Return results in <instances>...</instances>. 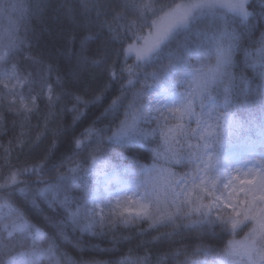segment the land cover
<instances>
[{
	"label": "snow or ice",
	"instance_id": "obj_1",
	"mask_svg": "<svg viewBox=\"0 0 264 264\" xmlns=\"http://www.w3.org/2000/svg\"><path fill=\"white\" fill-rule=\"evenodd\" d=\"M48 6L45 0H0V14H20L16 26L0 34V85L6 90L0 96V130L7 127L6 114H12L13 127L20 129L7 146L0 144V169L8 168L7 175L0 176V250L17 241L21 245L20 251L6 252L3 264H40L45 257L54 264H77L59 251L57 241L66 227L95 234L98 227L144 221L157 232L161 227L173 229L156 237L161 241L181 225L197 231L219 225L233 236L244 225L249 229L244 239L230 241L212 264H264V31L254 41L258 47H243L245 36L262 27L264 0H58L57 18L71 25L64 35V55L75 60L63 71L53 55L32 52L37 37L29 34L27 20ZM205 19L222 21V30L201 29ZM236 23L239 31L230 27ZM239 51L244 52L245 66L255 72L254 79L260 80L255 88L253 81L233 71ZM18 57L32 70L22 69ZM193 58L195 65L189 62ZM141 80L142 89L129 100L128 93ZM115 84L120 85L119 95L105 113L124 109L116 129L97 128L94 121L74 139L71 154L50 170L49 157L64 131L60 116L70 111L75 123ZM23 85L28 86L27 95L18 91ZM233 108L245 112L246 118H239ZM33 117L42 119L52 141L37 160L17 167L13 154L19 161L40 139L31 135ZM152 122L156 128L143 127ZM157 136L163 144L152 149L151 166L136 159L113 165L107 159L113 144L148 147ZM162 156L169 165L187 162L192 170L177 176L158 166ZM50 171L55 175L45 180ZM29 176L36 178L34 190L25 179ZM89 176L97 177L95 187L87 183ZM80 181L86 195L75 201L67 192ZM113 181L115 191L108 187ZM16 191L31 196L34 205L37 199L47 200L50 207L60 205L63 218H48L51 234L33 224L13 201ZM129 202L135 212L122 207ZM201 253L207 257L211 250L198 245L192 253H160L155 264H165L169 255L183 256L178 264H208L198 258ZM119 264L153 262L148 251L140 256L129 250Z\"/></svg>",
	"mask_w": 264,
	"mask_h": 264
},
{
	"label": "trees",
	"instance_id": "obj_2",
	"mask_svg": "<svg viewBox=\"0 0 264 264\" xmlns=\"http://www.w3.org/2000/svg\"><path fill=\"white\" fill-rule=\"evenodd\" d=\"M15 2V0H13ZM24 3H31L32 0H23ZM47 5L46 9L42 10L39 15H33L27 20V29L29 34H35L37 37L33 41L32 52L33 53H43L45 56L53 55L55 57V65L61 71L65 70L69 63H75L74 59H71L69 56L64 55L65 40L64 35L67 33L71 25L64 21L62 18H57V13L55 11V6L58 3V0H45ZM112 2V0H109ZM118 2V0H117ZM164 3L171 4L173 2H179V0H162ZM16 17L14 23L11 24V28L16 26L17 19L19 17V12H16ZM1 22V20H0ZM24 21H19L20 31H24ZM262 27L260 30L256 31L254 35H246L243 41L244 48H256L258 45L254 41L259 40L260 31H264V21L261 22ZM2 22L0 23V29ZM230 27H236L237 30H240V25L230 24ZM201 29H206L208 31L212 30H222L223 22L216 21L215 23L211 19H205L200 24ZM195 39V37H193ZM68 48H72V45H67ZM93 45V50L95 49ZM20 66L22 69L31 71L29 68L28 62L23 60V58L18 57ZM235 61L237 67L233 69L237 75L243 74L249 80L253 81L252 87L255 88L260 84L258 77L252 68L246 67L244 64V52L239 51L235 56ZM192 64H196V60L193 58L189 61ZM120 63H123V58L121 57ZM129 63H134V59H130ZM152 71V69H149ZM53 81L55 76H53ZM151 82V81H149ZM27 85H23L18 89L19 92L27 95ZM143 87V81L135 84L132 87V91L128 93V99L131 100L132 95L140 91ZM120 85L115 84L110 87L105 93L104 99L97 104L90 105L88 109L85 110L84 115L80 117L78 121L73 123L72 113L70 111L64 112L59 118V126L64 130L60 139L56 141V147L52 150V154L49 157L48 168L51 170L53 164H59L62 159L70 155V148L75 138L80 137L81 133L90 127L95 121V126L97 128L110 129L114 131L118 126L120 120L124 118L123 112L124 109L120 108L118 112L106 114L105 109L111 103L117 95H119ZM6 90L0 85V96H3ZM43 107V105H41ZM71 108V104L68 105ZM233 111L236 115L244 119L246 118V113L242 110L233 108ZM7 115V127L5 130H0V144L7 146L8 142L13 139L14 135L18 134L20 129L17 126L13 127L12 123V114ZM31 135L39 136L40 139L36 142L30 150H26L25 154L20 156L19 161L15 160L16 153L13 154V163L17 167H22L25 163H31L34 160H37L42 156L45 151L48 149L52 141V132L46 131L43 127V121L40 117H33L31 120ZM196 126L195 123L190 125L191 129ZM52 128H55L56 125H51ZM145 128H156L157 124L155 122L144 124ZM111 135V131L108 132ZM242 135L246 133H241ZM158 144H163V141L159 136L155 137L152 143L148 147L144 146H132L131 148L128 145L124 144H113L110 150L106 153L107 159L113 165H128L132 162V159H136L139 163L151 166L153 163V152L152 149L156 148ZM3 149L0 148V154H2ZM120 154L124 157L121 159L117 156ZM3 161L0 160V164ZM158 164L169 167L180 171L181 165L188 167V163L184 164H172L169 165L165 162L163 158L158 161ZM8 168L3 167L0 169V176L7 175ZM55 175L54 172H49L48 175L44 176L45 180H51ZM28 180V183L31 185L34 190L36 185L34 183L35 177L29 176L25 177ZM92 178L90 176L87 179V183L91 185ZM84 181L77 182L71 186L67 194L75 201H81L85 197L86 192L84 188ZM65 195L64 192H61L60 198L63 199ZM13 201L21 207L25 212L27 218L37 226L41 227L45 232L52 233V225L48 222V218L54 220H60L63 218V210L59 204L49 206L47 200L37 199L35 205L32 203V197L29 196L25 198L18 191L13 192L12 194ZM196 217H193L195 219ZM215 219V218H213ZM7 222V221H5ZM248 228L244 225L240 226L237 229L235 236L230 234L227 231H221L219 225L214 229H205L201 228L197 231L194 228L184 227L181 225L180 228L176 229L173 233V236L167 240H157L156 237L160 236L164 232H172V228L161 227L159 232L154 229L149 228L148 222H140L132 226H124L123 224H116L115 226L105 227V228H96L95 234L92 232H82L79 229H74L72 227L65 228V236L57 241L59 246V251L65 253L72 260L76 261L77 264H91L92 261L97 262V264H119L121 259L129 253V250H133L136 255L143 256L145 251H148L150 257L152 258L153 264H155V258L157 254L168 252L171 253L177 249L187 251L192 253L196 250L198 245H203L206 248L211 250V254L205 257L202 253L198 255L199 259H207L212 262L213 259L219 260V255L227 250L228 244L232 240H240L245 237L248 232ZM46 246V245H45ZM20 251L21 245L19 241L14 242L9 245V249L0 250V264H3L4 260L7 259V251ZM183 256L179 258H174L169 255L166 258L165 264H178V261H182ZM40 264H54L53 261H50L48 258H42ZM61 264H64L61 261Z\"/></svg>",
	"mask_w": 264,
	"mask_h": 264
},
{
	"label": "rangeland",
	"instance_id": "obj_3",
	"mask_svg": "<svg viewBox=\"0 0 264 264\" xmlns=\"http://www.w3.org/2000/svg\"><path fill=\"white\" fill-rule=\"evenodd\" d=\"M15 14L16 13H12L11 16L9 14H0V20L2 22V26H1V29H0V34H3L6 31L10 30L11 24L14 23V21H15V17H16ZM149 83H151V82H149ZM181 90H183V89H181ZM195 128H196V126L193 129H195ZM193 143H195V140H193ZM161 158H163V156ZM262 163H264V162H262ZM187 165H188V167H184V166L181 165L180 166L181 167V170L180 171L175 170V169H171V168H170V170L172 172H175L177 174V176H180V175H182L184 173H187V172H190L192 170V165L189 164V163ZM158 166L159 167H164V166H162L160 164H158ZM164 168H169V167H164ZM90 178H92V182H91V185L90 186L95 187L96 186L97 177L90 176ZM99 179H100V185H99V187L103 191V188H104V177H100ZM109 179H111V177H109ZM122 179L131 180L132 177H122ZM138 179L143 180L144 177L143 176H140V177H138ZM108 187L110 188V190L115 191V189H116L115 182L113 181V183H111L110 185H108ZM141 191H143V189H141ZM113 206H115V199H113ZM122 207H127V208L131 209L133 212H135V210H136V206L134 204L130 203V202L129 203H126V204H122ZM107 211H108V209L105 208V212H107ZM224 211L225 212H231V209H225ZM213 218H215V216H213ZM243 239L236 240V241H242ZM201 260H204V259H201ZM208 264H212V262L208 261Z\"/></svg>",
	"mask_w": 264,
	"mask_h": 264
}]
</instances>
